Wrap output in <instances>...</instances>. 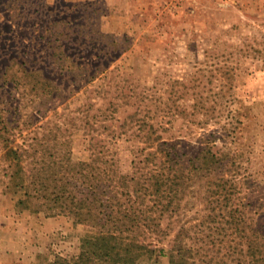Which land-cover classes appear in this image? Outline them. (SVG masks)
<instances>
[{
	"label": "rangeland",
	"instance_id": "obj_1",
	"mask_svg": "<svg viewBox=\"0 0 264 264\" xmlns=\"http://www.w3.org/2000/svg\"><path fill=\"white\" fill-rule=\"evenodd\" d=\"M160 143L178 160L175 210L162 232H115L162 248H137L135 264H171L176 235L190 249L179 263L251 264L247 241L264 242V0H0V264H90L77 256L95 228L40 196L49 175L69 158L97 186L106 167L119 196L120 175L159 167Z\"/></svg>",
	"mask_w": 264,
	"mask_h": 264
},
{
	"label": "trees",
	"instance_id": "obj_2",
	"mask_svg": "<svg viewBox=\"0 0 264 264\" xmlns=\"http://www.w3.org/2000/svg\"><path fill=\"white\" fill-rule=\"evenodd\" d=\"M159 150L164 158H159V167H147L144 172L132 176L120 175L121 184L130 183L131 187L130 191H121L119 196L112 193L113 174L106 167L97 168L98 179L105 180L97 186L87 182L86 179L90 176L87 171L84 172L82 181L79 176L70 174L68 169L72 165L69 158L61 165V170L49 175L55 182L54 190H48L40 196L72 214L79 222H89L95 228L94 236L82 243L81 252L77 256L79 261L90 260V264L93 261L97 264H135L139 255V252L135 253L137 248L143 249V255L162 250L157 249L149 240L137 246L134 236L129 238V242H125L115 233L134 232L140 226L148 233L162 232L161 226L166 228L169 225L175 210L180 172L175 167L178 160L171 157V152L164 143H160ZM148 155L155 156V152L149 151ZM205 155L208 157H202L203 161L217 160V155L211 151ZM63 168H66L65 171ZM21 178L22 175H19V179ZM165 218L168 220L163 225L160 220ZM180 241L176 235L169 246L171 264H184L176 261V256L180 253L182 255L183 250H190L181 246ZM245 248V254L249 257L248 263L264 264L262 240L247 241ZM62 263L67 264L65 259H56L53 264ZM236 264H240L239 259H236Z\"/></svg>",
	"mask_w": 264,
	"mask_h": 264
}]
</instances>
